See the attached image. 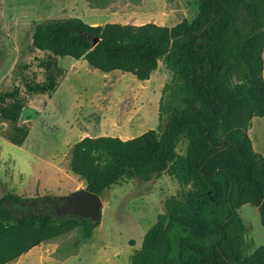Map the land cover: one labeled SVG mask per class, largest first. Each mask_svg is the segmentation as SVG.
<instances>
[{
	"label": "trees",
	"instance_id": "16d2710c",
	"mask_svg": "<svg viewBox=\"0 0 264 264\" xmlns=\"http://www.w3.org/2000/svg\"><path fill=\"white\" fill-rule=\"evenodd\" d=\"M240 11L250 29L237 44L234 61L225 64L228 47L240 37L235 26ZM93 38H99L95 46ZM32 46L57 58L84 57L102 73L119 71L138 81L150 78L161 57L171 72L155 129L126 141L95 138L72 152L71 171L99 196L124 179L149 182L163 173L189 186L182 197L165 200V213L146 232L131 264H264V245L249 252L238 213L246 205L257 208L264 225V162L247 134L250 120L264 116V0H199L196 17L172 27L50 19L35 24ZM183 140L185 149L177 156ZM98 223L57 217L42 198L4 193L0 264L76 230L77 238L59 251L71 255Z\"/></svg>",
	"mask_w": 264,
	"mask_h": 264
},
{
	"label": "crops",
	"instance_id": "0c3cea01",
	"mask_svg": "<svg viewBox=\"0 0 264 264\" xmlns=\"http://www.w3.org/2000/svg\"><path fill=\"white\" fill-rule=\"evenodd\" d=\"M34 26V23H27L24 26L23 22L16 17L7 32L12 45L13 56L10 64L0 74V167L2 169L3 164L10 161L13 171L19 175L33 174L34 168L39 167L38 173L46 174V178L40 179V184L42 186L46 179V185H48L46 190H49L48 187L51 186L53 180L56 181L54 183H60V180H63L60 177L63 176L61 165L64 162L63 173L71 178V181L64 184L65 187L56 185L54 189L57 192L67 194L86 188V182L71 171V157L76 145L90 142L99 137L119 138L126 141L148 130L155 129L158 125V104L155 106V121L149 119L140 122V124L135 122L138 124L134 128H130L129 123H127L124 124L123 129L118 131L113 127L115 120L109 117L106 112L99 114L96 120L94 117H90L92 107L89 102H86V99L96 97V91L81 88L82 92L85 91L84 96L79 92L68 96L67 100L74 102L75 110L82 108L88 110L85 112L82 121L80 123L78 121L66 122L65 127L68 136L49 147L47 155L45 150L35 160L36 156L32 147L33 127L40 116L37 109L43 102L42 100L46 97V100L50 101L51 97H56L61 91L74 92L70 89L74 86L62 84L65 81H63L64 77L71 73L106 74L90 67L84 57L78 60L70 57L57 58L50 52L36 50L32 46ZM22 27L23 30H20ZM47 55L49 58L46 57ZM261 57L263 61L262 78L264 80V48ZM51 59H54V63ZM36 65L39 66L37 72L43 73L42 80L38 84L40 90L38 88L39 91L36 89L35 92L29 81H24V73L30 72V69ZM155 75H158L159 78L164 76L159 88L170 84L172 76L164 57L158 59L157 69L152 72L148 80ZM30 110L33 111L32 115L34 113L37 115L26 119L24 115L28 114L26 111ZM140 127H144L145 130L137 135L130 137L121 135V133H126L129 130L136 131ZM247 134L254 152L260 154L264 162V116L253 117L250 120ZM136 179L139 178L130 179V181ZM141 183L144 185V190L141 193L142 198H140L141 204H135L138 199L134 197L129 199L125 203L126 206H129V212L124 211L123 208L115 207L117 199L114 190L120 186L119 184L112 185L100 196L102 201L100 220L89 241L81 243L75 253L68 256H63L59 252L62 243L46 245L52 247L46 254V264H131V257L135 251L141 249L146 232L165 213V200L170 197H182L189 190V186L180 185L173 176L167 173H163L149 182L141 181ZM156 206L157 209H155ZM132 233L136 237H129L132 236ZM117 234L118 237H126L123 245H117L118 243L113 241Z\"/></svg>",
	"mask_w": 264,
	"mask_h": 264
},
{
	"label": "rangeland",
	"instance_id": "374dc122",
	"mask_svg": "<svg viewBox=\"0 0 264 264\" xmlns=\"http://www.w3.org/2000/svg\"><path fill=\"white\" fill-rule=\"evenodd\" d=\"M198 5L199 0H0V74L10 64L13 56L7 32L16 17L23 22L24 26L27 23H42L50 19L77 17L92 26H103L107 23L137 26L153 23L172 27L182 20L191 22L198 13ZM235 26L240 32V37L228 47L225 64L234 61L236 46L250 29V20L243 11L237 14ZM20 30H23V27ZM46 57L49 58L48 55ZM51 61L54 63V59ZM38 68V65L33 66L30 72L24 73V81H29L35 92L40 87L38 84L42 80L43 73L37 72ZM163 77V75L162 78L155 75L148 81H138L133 75L121 72H112L106 75H98L93 72H80L79 74L74 72L65 76L64 79L62 78L63 81L65 80L62 84L74 86L70 88L74 92L61 91L56 97H51L50 101L45 97L37 109L40 116L33 127L32 136L35 160L45 150L47 155L49 147L68 136L66 122L78 121L80 123L85 112L88 111L85 108L75 110V104L73 101L67 100L68 96L79 92L84 96L85 91L82 92L81 88L96 91V97L86 99V102H89L92 107L90 117H94L96 120L99 114L106 112L109 117L115 120L113 127L119 131L127 123L130 128H134L144 120H156L155 106L159 105L161 92L165 86L159 88ZM32 112L31 110L26 111L28 114ZM144 130V127H140L136 131L129 130L121 135L130 137ZM184 149L185 141L183 140L176 148L177 156L183 154ZM38 169L39 167H35L33 174L19 175L13 171L10 161H6L2 169L0 167V196L4 193H12L23 199L33 200L37 198L53 199L70 194H63L54 189L56 185L65 187L64 184L71 181V178L63 173L64 162L61 165L63 176L60 177L63 180H60V183H54L56 181L53 180L51 186L48 187L49 190H46V186H48L46 179L43 182V187L41 186L40 179L46 178V174L38 173ZM118 184L120 187L114 190L117 199L116 208H123L124 211L129 212V206H126L125 203L133 197L138 199L135 204H141L140 198H142L141 193L144 190V185L140 179L134 181L124 179ZM238 213L247 228L245 237L250 246L249 252H252L264 245V225L261 223L260 213L257 208L248 205L241 207ZM77 235L75 230L65 235L61 240L48 244L63 243V245H68L77 238ZM129 237L136 236L132 233V236ZM125 239V236L118 237L117 234L113 241L118 243L117 245H123ZM48 244L44 243L33 247L8 264H46V254L52 248L50 245L46 246Z\"/></svg>",
	"mask_w": 264,
	"mask_h": 264
},
{
	"label": "water",
	"instance_id": "95a60500",
	"mask_svg": "<svg viewBox=\"0 0 264 264\" xmlns=\"http://www.w3.org/2000/svg\"><path fill=\"white\" fill-rule=\"evenodd\" d=\"M98 41L99 38H93V46ZM44 200L53 208L57 217L71 215L80 219H90L93 223L100 220L102 210L101 198L99 195L85 189L76 190L56 199L45 198ZM261 208L264 210V199L261 202Z\"/></svg>",
	"mask_w": 264,
	"mask_h": 264
}]
</instances>
